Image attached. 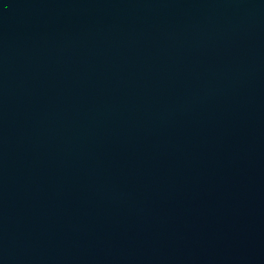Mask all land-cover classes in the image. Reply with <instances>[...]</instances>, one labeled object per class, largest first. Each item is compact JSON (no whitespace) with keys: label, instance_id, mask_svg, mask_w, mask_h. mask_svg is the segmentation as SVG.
Returning <instances> with one entry per match:
<instances>
[{"label":"water","instance_id":"obj_1","mask_svg":"<svg viewBox=\"0 0 264 264\" xmlns=\"http://www.w3.org/2000/svg\"><path fill=\"white\" fill-rule=\"evenodd\" d=\"M0 264H264V0H0Z\"/></svg>","mask_w":264,"mask_h":264}]
</instances>
